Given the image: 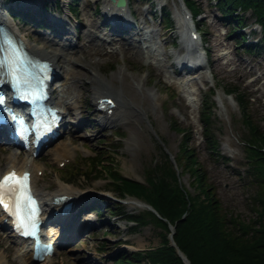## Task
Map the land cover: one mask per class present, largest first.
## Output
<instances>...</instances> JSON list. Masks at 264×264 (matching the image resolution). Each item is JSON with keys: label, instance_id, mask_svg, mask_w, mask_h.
I'll use <instances>...</instances> for the list:
<instances>
[{"label": "rangeland", "instance_id": "1", "mask_svg": "<svg viewBox=\"0 0 264 264\" xmlns=\"http://www.w3.org/2000/svg\"><path fill=\"white\" fill-rule=\"evenodd\" d=\"M58 1L59 7L56 9L55 0H31L27 1L30 2L29 5L23 4L22 0H0V6L2 8V4L5 7L17 3L20 7L29 9L36 18L42 17L46 22L55 20L62 23L64 31L61 33L58 27L60 24H57V29L53 27L51 31L38 29L33 23L25 25L19 20L6 18L10 30L27 46L46 51L56 49L63 53L69 52L68 58L80 62L83 57H91L90 53L79 50V46L86 43L85 35L91 30L90 24L94 25L95 36L92 40L89 38L90 42L96 44L105 40L106 43L105 55L96 58L99 64L93 69L95 75L105 82L113 77L112 86L117 87L120 92L116 91L117 94L122 95L121 98L127 100L130 106L136 107L140 114L134 118L121 110L117 117L114 114L113 118L116 117L117 120L113 123L102 122L89 98L92 93V72H88L79 64L66 63L65 57L54 65L56 79L52 87L56 90L51 102L63 107L62 101L68 97L70 114L62 113L63 122L67 126L63 137L37 158L27 161V166L39 169L35 176L31 175V178L34 176L32 189L38 196H47L60 185V178L64 183L73 186V190L82 195L81 198L86 195L66 217L70 219L66 227L72 226L77 207L85 205L87 210L90 207L98 208L99 214L91 213L87 216L86 218L94 222L92 227L83 234L80 230L72 231L71 237L65 238L69 242L67 247L58 254L42 262L30 264H114L119 256H113L118 253L158 247L161 244L159 229L150 224L136 226L125 219V216L137 215L146 208L129 205L128 201L134 199L130 197L121 199V204H117L118 199L112 196V187L107 184L106 173L95 179L76 177L68 181L66 171L73 169L72 166L87 168L86 159L106 152L108 156H100L104 157V166L108 165L106 162H110V167L122 176L143 183L145 168L158 162L161 152L167 153L173 162L175 161L184 134L173 128L174 122L182 130L189 132V146L195 150L207 182L215 189L223 208L231 214L239 215L245 221L251 219L254 216L251 208L255 188L248 184L244 176L247 166L240 139L245 128L236 101L233 96L226 95L225 91L237 88L245 95L251 96L254 121L264 127V45L259 50L252 51L248 48L251 44L261 43L259 28L250 12L243 13V24L235 31L245 35V40L236 45L235 32L233 35H227L230 23L220 18L215 2L196 0L201 15L197 18L200 27L199 32H196L195 48L206 57V65L197 71H179L172 61L183 55L192 61L193 54L186 52L185 46L179 43L177 29L170 21L176 13H188L182 0H128L129 12H126V18L130 29L116 35L112 33L110 25L101 13L106 0H78L74 15L70 14L68 9L71 0ZM42 2H48L52 9L40 15L38 7ZM160 7L169 13L166 28L161 26L163 20L158 24L157 20L152 18V15H158ZM0 11L4 12L2 9ZM187 22L193 31L195 28L189 17ZM201 39L206 42L203 47ZM137 40L140 42L137 43ZM118 42L133 46L148 45L157 56L148 58L145 53L136 56L126 46L123 48L124 53L114 51L111 46H118ZM64 46L75 48L66 50ZM203 48L208 50L207 55ZM120 71L127 75L132 84L130 92L133 101L125 92L122 93L123 81ZM77 75V79L71 78ZM136 82L139 83L138 87ZM180 82H185L186 91L179 88ZM83 89L86 90L85 96L88 99L85 104H81ZM212 92L214 94L211 96ZM203 100L212 106L211 132L217 142L216 154L210 153L206 148L202 136L199 110ZM64 145L75 150H70L68 157L58 162L55 159V151L61 150ZM16 156L18 160L8 159ZM27 156L28 152L20 153L9 146L0 145V171L6 170L10 164L20 167ZM177 172L181 185L193 193L190 174H182L180 168ZM107 207L110 210H107ZM52 221H55L54 218L46 221V232L52 237H57L59 225ZM8 235L6 229H0V264H24L17 250L22 247L26 249V245ZM8 246H12L16 252L7 251Z\"/></svg>", "mask_w": 264, "mask_h": 264}, {"label": "trees", "instance_id": "2", "mask_svg": "<svg viewBox=\"0 0 264 264\" xmlns=\"http://www.w3.org/2000/svg\"><path fill=\"white\" fill-rule=\"evenodd\" d=\"M77 1L71 0L68 6L72 14L76 12ZM182 1L194 16L199 13L200 6L196 0ZM213 1L220 18L230 23L227 35H233L243 24V13L250 12L259 27L261 43L251 44L248 48L252 51L261 49L264 45V0ZM55 5L59 7L58 0H55ZM49 6L51 5L45 3L39 10L44 12ZM7 11L14 19L31 20L37 26H44L43 21L35 19L29 11H21L10 5L7 6ZM166 15L168 12L163 9L159 19H164ZM195 24L199 28L197 20ZM234 35L236 45L245 40L241 32H235ZM225 91L228 95H233L245 128L240 141L245 151L247 166L244 176L248 184L255 188L251 208L254 216L245 221L239 215L231 214L223 208L215 189L207 182L195 150L189 146V132L182 130L174 122L173 128L184 134L179 153L174 158L176 169L180 168L182 174H190L193 193L181 185L178 172L165 152H161L158 162L145 168L143 183L122 176L110 167V162H106L108 165L104 166L103 159L108 156L106 152L86 159L87 168L72 166L73 169L66 171L68 181L76 177L95 179L106 173L107 184L112 187V194L118 199L117 204H121L120 200L126 197L134 198L150 205L162 218L147 209L137 215L125 216V219L136 226L150 224L159 229L161 244L145 251L118 253L113 256H119L114 264H183L175 248L168 244L167 224L174 227L173 242L189 264H264V127L254 121L251 96L245 95L237 88ZM211 115L212 106L203 100L199 110L202 136L206 148L210 153L216 154L217 142L211 132ZM101 154L104 157L100 158ZM107 210H110L109 207Z\"/></svg>", "mask_w": 264, "mask_h": 264}, {"label": "bare ground", "instance_id": "3", "mask_svg": "<svg viewBox=\"0 0 264 264\" xmlns=\"http://www.w3.org/2000/svg\"><path fill=\"white\" fill-rule=\"evenodd\" d=\"M27 1H31V0H22V2L24 4H27L29 5L30 2H27ZM109 1L105 2V11H106V18H113L114 22L116 23V26H114L113 28H111V31L116 34V33H120L121 30L127 26V29H129L128 27V22L126 21L125 19V13L127 12V10L124 8L123 10H120V14H122V16L124 17V19L120 20L118 19L117 17H115V13L117 14L118 11H116L115 9L112 8V5H110V3H108ZM115 18V19H114ZM54 19L57 20L56 17H54ZM184 20H182L178 26V29L180 31H183L185 32V34L187 35L189 33V28L187 26V22H186V18L184 17L183 18ZM0 22L2 24H4L6 27H8V24L6 23L7 21L5 19H0ZM117 23H120V25H117ZM90 28L91 30H88L87 34L85 35V39H86V43H84L83 45L79 46V50L81 51H86L88 53H90L91 57L90 58H86V57H83V61H78V60H74V59H71V58H68L70 57L68 55L69 52H66V53H63V52H60L59 50H52V51H46L44 49H37V48H34L32 46H26V49L34 56L44 60V61H47L48 63H51L52 66L54 67V65L58 64L59 61L65 57V61L66 63L70 64V63H74V64H79L80 66H82L84 69L88 70V72H92V78L91 79L92 81L90 82L91 83V90H92V93L90 95V99L92 100V102L96 103V101L99 99V98H104V99H107L108 101L112 102V106L111 107H103L101 108V110H98V109H94L95 111H97L100 115V119L102 122L104 123H113L114 120H117V115L119 114L120 115V111L123 110L124 113H129L132 117L134 118H137L140 114V111L136 108V107H133V106H130V103L125 100L124 98H121L123 97L122 95H118L117 93L119 92V90H117V87H113L112 85V81H114L113 77L110 78V80H107V82H105V80L103 79H99L96 75H95V72H94V67L95 65H98L99 64V60L96 59V58H102L104 55H105V48H104V45H106L105 43V40L103 41H100V43H92L90 42L94 36H95V31H94V25L90 24ZM93 29V30H92ZM89 38L91 40H89ZM98 38V37H97ZM189 40V37H187ZM140 40V39H139ZM139 40H137V43L140 42ZM190 41V40H189ZM118 46L116 44H113L111 47L112 49L115 51H122L124 53V50L123 48L126 46L127 49H130L134 52V54L137 56L139 55V53H141L142 55H144L143 50H142V47H140V44L139 46H133V45H130V44H127V43H123V42H118L117 43ZM75 48V46H68V47H65L64 46V49L66 50H71ZM145 54L146 56H148V58H155L157 55L151 51L150 48L148 47H145ZM72 53V52H71ZM84 56V54H83ZM144 56V57H146ZM67 57V58H66ZM158 60V58H157ZM183 58H180L178 57L177 58V63L179 64H182L183 62ZM80 62V63H79ZM109 68H110V64H108ZM119 74H121L122 76V81H123V92H125L126 95H128L131 100L133 101V98H132V95H131V92H130V87H131V83L129 82V78L127 77V75H125L122 71L119 72ZM84 75V74H82ZM91 75V74H90ZM86 75H84L85 77ZM71 78H75L77 79L78 78V75L77 77L76 76H73ZM116 78V77H115ZM117 80V79H116ZM136 86L138 87L139 86V83L136 82ZM179 88H181L182 91H186V84L185 82H180L179 83ZM118 91V92H116ZM85 93H86V90L83 89V98L81 100V104L82 103H88V99L86 98L85 96ZM120 93V92H119ZM68 100V97H65L62 101V104L64 103V106L63 107H59L57 106L56 104L54 103H51V105L54 107V108H60V114H70V103L67 101ZM116 107V108H115ZM117 112V113H116ZM114 114H116V117H114ZM64 116V115H63ZM4 132L1 133L0 132V142L2 140V136H3ZM6 143V142H5ZM72 144V143H70ZM75 150V148H70L69 146L67 145H64L62 147L61 150L59 151H55V159L58 161V162H61L62 160L66 159L68 157V154H70V150ZM31 151H30V154H28V156L26 157V159L23 160V165H21L20 167H15L14 164H10L6 170L4 171H0V175L6 171H9V170H16V172L20 173L21 171H28L30 172V175L33 174L35 176L36 174V171L39 170L38 167H29L27 166V161L31 158ZM8 159L11 161H14V160H18V157H8ZM33 162V161H32ZM33 176V177H34ZM32 177V178H33ZM32 178H30V186L32 188ZM58 181H59V184L57 186V188L52 191L49 195L47 196H38L39 200L42 202L43 206H44V209H43V212L41 213V216L43 218V221L48 219V218H51L52 216H54L53 218L56 219L57 223H59V225L61 226V229L58 230L57 232V235L59 236V239H63L65 238V235L67 234L68 235V231L72 230L71 228L73 227V225L70 227L66 225L64 226L62 223V219L58 218V216L54 215L53 213H57L58 211V207L55 203H53V197L55 196H64L67 198V201H70V202H73V204H75L76 202L82 200L83 198L82 195H80L78 192L76 193L74 190H73V186H71L70 184H66L64 183L60 178H58ZM128 204L129 205H133V206H138L140 208H146L145 207V204L140 202V201H137L135 199H130L128 201ZM48 211V212H46ZM54 211V212H53ZM51 212V213H50ZM59 212V211H58ZM59 215V214H58ZM2 214L0 213V223L2 221ZM84 220V218L82 219ZM61 222V223H60ZM78 223L80 224V221H78ZM82 223V221H81ZM85 223L87 224H90V223H94V222H90V221H85ZM56 235V236H57ZM54 240L56 237H53ZM53 238H50V240H52ZM2 244V243H1ZM0 244V245H1ZM56 248V247H55ZM7 251H13V252H16L15 249L12 247V246H8L6 247ZM17 252L20 253V256L23 258L24 260V264H30V263H34L31 259V252H27L25 249H23V247L21 249H19V251L17 250Z\"/></svg>", "mask_w": 264, "mask_h": 264}, {"label": "snow or ice", "instance_id": "4", "mask_svg": "<svg viewBox=\"0 0 264 264\" xmlns=\"http://www.w3.org/2000/svg\"><path fill=\"white\" fill-rule=\"evenodd\" d=\"M29 59L23 47L11 38H5L0 43V69L11 77L14 86L24 82ZM33 95L37 93L33 92ZM3 104L4 97L0 95V105ZM12 119L14 123L19 121V125H23L22 117L13 116ZM18 130L21 134L26 131L22 126H18ZM0 206L12 215L13 223L19 231L24 235L34 234L37 206L30 190L29 173L18 175L13 170L0 177Z\"/></svg>", "mask_w": 264, "mask_h": 264}, {"label": "water", "instance_id": "5", "mask_svg": "<svg viewBox=\"0 0 264 264\" xmlns=\"http://www.w3.org/2000/svg\"><path fill=\"white\" fill-rule=\"evenodd\" d=\"M116 5H117V6H124V5H125V0H116ZM170 159L172 160L171 157H170ZM145 207H146V209H148V210H150L151 212H153L157 217H159V216L157 215V213L153 210V208H152L151 206L145 204ZM168 227H169V229L171 230V233H173V227L170 226V225H169ZM168 239H169V243H170V245L173 246V247H175L176 254L180 257V259L182 260V262H183L184 264H189L188 261L186 260V258H185V257L181 254V252L176 248L175 244H174L173 241H172L171 234L169 235Z\"/></svg>", "mask_w": 264, "mask_h": 264}]
</instances>
